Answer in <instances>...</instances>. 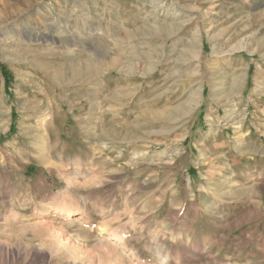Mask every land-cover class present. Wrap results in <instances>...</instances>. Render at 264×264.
I'll return each instance as SVG.
<instances>
[{
    "label": "rangeland",
    "instance_id": "obj_1",
    "mask_svg": "<svg viewBox=\"0 0 264 264\" xmlns=\"http://www.w3.org/2000/svg\"><path fill=\"white\" fill-rule=\"evenodd\" d=\"M0 264H264V0H0Z\"/></svg>",
    "mask_w": 264,
    "mask_h": 264
},
{
    "label": "bare ground",
    "instance_id": "obj_2",
    "mask_svg": "<svg viewBox=\"0 0 264 264\" xmlns=\"http://www.w3.org/2000/svg\"><path fill=\"white\" fill-rule=\"evenodd\" d=\"M69 31V30H68ZM39 39H37V41H38ZM47 41V40H46ZM70 45V44H69ZM122 65V64H121ZM84 71H85V69H84ZM147 71V70H146ZM83 72V71H82ZM78 73V72H77ZM127 73V72H126ZM78 74H80V73H78ZM59 82V81H58ZM69 209H67V208H62V213H65V214H69L70 215V211H68Z\"/></svg>",
    "mask_w": 264,
    "mask_h": 264
}]
</instances>
